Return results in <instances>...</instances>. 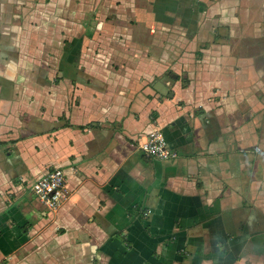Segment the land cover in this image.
Here are the masks:
<instances>
[{
  "label": "crops",
  "instance_id": "crops-1",
  "mask_svg": "<svg viewBox=\"0 0 264 264\" xmlns=\"http://www.w3.org/2000/svg\"><path fill=\"white\" fill-rule=\"evenodd\" d=\"M0 264H264V0H0Z\"/></svg>",
  "mask_w": 264,
  "mask_h": 264
},
{
  "label": "built area",
  "instance_id": "built-area-1",
  "mask_svg": "<svg viewBox=\"0 0 264 264\" xmlns=\"http://www.w3.org/2000/svg\"><path fill=\"white\" fill-rule=\"evenodd\" d=\"M137 148L143 155L151 158L169 160L177 156L158 133H150L144 142L137 144ZM66 182L64 170L55 166L36 179L31 184L30 191L48 212L53 213L69 196Z\"/></svg>",
  "mask_w": 264,
  "mask_h": 264
},
{
  "label": "water",
  "instance_id": "water-1",
  "mask_svg": "<svg viewBox=\"0 0 264 264\" xmlns=\"http://www.w3.org/2000/svg\"><path fill=\"white\" fill-rule=\"evenodd\" d=\"M32 196H34V194L32 193Z\"/></svg>",
  "mask_w": 264,
  "mask_h": 264
},
{
  "label": "trees",
  "instance_id": "trees-1",
  "mask_svg": "<svg viewBox=\"0 0 264 264\" xmlns=\"http://www.w3.org/2000/svg\"><path fill=\"white\" fill-rule=\"evenodd\" d=\"M81 129L83 128V127H80Z\"/></svg>",
  "mask_w": 264,
  "mask_h": 264
}]
</instances>
